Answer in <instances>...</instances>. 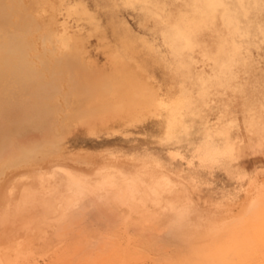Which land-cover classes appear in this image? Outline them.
I'll return each instance as SVG.
<instances>
[{
	"label": "rangeland",
	"instance_id": "1",
	"mask_svg": "<svg viewBox=\"0 0 264 264\" xmlns=\"http://www.w3.org/2000/svg\"><path fill=\"white\" fill-rule=\"evenodd\" d=\"M67 2L69 27L77 21L83 32L92 30L88 12L110 42L115 33L133 45L150 76L149 95L132 110L117 105L107 111L98 108L114 99L113 92L71 96L60 102L59 127L26 141L14 138L11 151L19 164L0 163V219L18 205L22 185L51 164L93 182L103 165L127 173L145 162L186 188L198 212L185 240L169 234L166 202L179 201L149 196V177L134 200L115 205L113 225L93 218H80L79 226L56 223L34 205L26 214L33 225L18 217L2 225L7 232L0 225L7 233L0 230V264H264V0ZM18 4L31 6L23 11L34 18L39 36L47 24L43 8L37 5L42 13H36L34 0ZM97 43L92 36L87 47L102 62ZM242 79L249 87L245 96ZM222 129L229 130L228 142L217 135ZM35 143L48 149L46 157L34 154Z\"/></svg>",
	"mask_w": 264,
	"mask_h": 264
},
{
	"label": "bare ground",
	"instance_id": "2",
	"mask_svg": "<svg viewBox=\"0 0 264 264\" xmlns=\"http://www.w3.org/2000/svg\"><path fill=\"white\" fill-rule=\"evenodd\" d=\"M19 1L0 0L1 164L15 162L11 151L14 138L26 141L31 134L53 131L64 115L60 102L67 104L71 96L92 97L113 92L116 94L114 99L106 101L98 108L99 111H107L117 105L124 110H132L139 105L142 95H149V73L145 70V64L137 59L133 45L125 38L113 33L114 39L110 42L107 34L88 12L86 17L93 25L92 30L83 32L77 21L75 29L69 27L67 19L73 13L71 14L67 0H34L35 12H41L38 7L43 8L44 12L41 13L47 20L44 31L38 36L39 30L33 21L34 18L30 19L25 12L31 6L25 7L23 11ZM59 15L63 17L62 20L58 19ZM92 36L97 37L98 43L94 50L103 55L102 62L97 61V57L95 58L87 47ZM241 84L240 93L245 96L249 87L243 80ZM247 103L248 101L242 106H247ZM217 135L229 141L228 130L218 131ZM43 149L41 143H35L34 154H40L41 158L46 157L48 149ZM54 153L56 155V150ZM61 160L63 158L59 161ZM15 163L17 166L18 162ZM135 164L129 166L127 173L119 169L120 172H112L110 167L102 164L103 167L98 168L96 175L94 174L96 177L93 175L97 179L93 182L88 179L87 174L85 176L51 164L53 168L51 167L50 171L38 172L35 181L30 179L22 185L16 208L10 207L12 212L2 211L1 228L2 225L6 227V224L13 225L18 222L14 220L16 217L21 221L19 223L33 225V218L26 214L34 205H38L43 218L50 216L58 220L56 223L69 221L72 225L79 226L80 218H93L100 220L104 226L113 225L119 218L114 211L115 205H125L134 200L139 195L138 192H141L138 185L143 182V177H149L150 180L146 184L149 196L158 201L173 196L179 201L176 203L168 199L166 202V212L171 216V223L166 230L169 234H177L179 239L185 240V229L191 225V216L198 212L186 188L176 184L175 187L171 184L173 182L168 181L170 178L167 179L165 173L154 166L145 162ZM0 167L5 168L1 165ZM117 176L125 178L126 181L118 184ZM23 181L22 183H25L26 180ZM102 192L104 196H101ZM13 193L10 189V196ZM255 206L253 203L250 208ZM77 217L79 219H76ZM39 218L37 217V220ZM5 232L4 234H7Z\"/></svg>",
	"mask_w": 264,
	"mask_h": 264
},
{
	"label": "crops",
	"instance_id": "3",
	"mask_svg": "<svg viewBox=\"0 0 264 264\" xmlns=\"http://www.w3.org/2000/svg\"><path fill=\"white\" fill-rule=\"evenodd\" d=\"M263 69H264V66H263ZM263 75H264V72H263ZM243 80V83H246V80L245 79H242ZM226 130H228V129H222V130H220V131H226ZM219 131V130H218ZM229 131V130H228Z\"/></svg>",
	"mask_w": 264,
	"mask_h": 264
}]
</instances>
